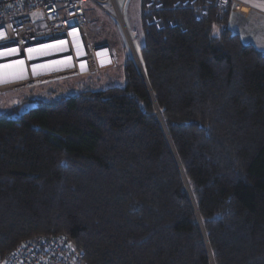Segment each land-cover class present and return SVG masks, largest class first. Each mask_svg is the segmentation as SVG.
I'll list each match as a JSON object with an SVG mask.
<instances>
[{"label": "trees", "instance_id": "obj_1", "mask_svg": "<svg viewBox=\"0 0 264 264\" xmlns=\"http://www.w3.org/2000/svg\"><path fill=\"white\" fill-rule=\"evenodd\" d=\"M228 9L140 0L122 86L0 113V256L40 235L85 264H264V51Z\"/></svg>", "mask_w": 264, "mask_h": 264}, {"label": "built area", "instance_id": "obj_2", "mask_svg": "<svg viewBox=\"0 0 264 264\" xmlns=\"http://www.w3.org/2000/svg\"><path fill=\"white\" fill-rule=\"evenodd\" d=\"M215 1L222 11H226L229 4L236 0ZM87 3L102 8L110 3L113 7L112 12L115 13L117 20L121 21L122 14L117 0H0V62L18 55L22 56L27 48L34 45L66 40L69 42V54L75 52L78 56L76 48L79 52L86 53L87 67L50 77L76 72L88 74L111 65L113 57L109 50L106 61L99 62L96 52L103 46L92 47L87 40L85 27L90 21L86 12ZM36 12L40 14L39 24L32 16ZM73 35L76 39L80 38L82 44L74 45ZM42 79L44 78L38 76L27 84ZM0 264H85V262L82 252L73 248L66 237L38 235L19 243L12 251L1 255Z\"/></svg>", "mask_w": 264, "mask_h": 264}, {"label": "rangeland", "instance_id": "obj_3", "mask_svg": "<svg viewBox=\"0 0 264 264\" xmlns=\"http://www.w3.org/2000/svg\"><path fill=\"white\" fill-rule=\"evenodd\" d=\"M257 2V0H245L246 4L259 8ZM117 5L122 14L121 21L117 20L115 13L112 12L113 7L110 3H107L105 8L87 3L86 9L90 18L85 27L87 40L92 47L108 48L113 57L111 65L88 74L76 72L68 75H56L23 86L2 89L0 90V113L11 111V116L15 117L34 106L39 100L47 101L73 95L86 88L122 86L124 84L123 64L125 58L128 56L138 58V49L143 42V30L140 21V0H117ZM234 14L233 12L229 26L231 31L237 33L235 31L237 30L244 43L254 42L256 47H264L262 29L256 33L248 23L239 22ZM32 16L39 24L40 14L36 12Z\"/></svg>", "mask_w": 264, "mask_h": 264}, {"label": "bare ground", "instance_id": "obj_4", "mask_svg": "<svg viewBox=\"0 0 264 264\" xmlns=\"http://www.w3.org/2000/svg\"><path fill=\"white\" fill-rule=\"evenodd\" d=\"M72 37L74 45L82 44L80 38L76 39L74 35ZM76 51L78 56L75 52L69 54V42L66 40L50 41L29 47L22 56L18 55L0 62V88L23 86L38 76L48 78L66 71L82 70L87 67L86 53L79 52L77 48ZM96 55L99 62H105L109 55L108 49L100 48Z\"/></svg>", "mask_w": 264, "mask_h": 264}, {"label": "crops", "instance_id": "obj_5", "mask_svg": "<svg viewBox=\"0 0 264 264\" xmlns=\"http://www.w3.org/2000/svg\"><path fill=\"white\" fill-rule=\"evenodd\" d=\"M257 1H258L257 5L259 8L246 4L245 0H236L231 2L228 9L229 10L228 25L230 26L231 24V17L233 16V12H234L235 13L234 16L239 20V22L248 23L250 28L255 32L256 31L258 32L259 29H262L261 32L264 35V0H257ZM235 31L240 35V33L237 30ZM246 43L255 45L254 42H246ZM257 48L264 51V47L262 48L257 47Z\"/></svg>", "mask_w": 264, "mask_h": 264}, {"label": "water", "instance_id": "obj_6", "mask_svg": "<svg viewBox=\"0 0 264 264\" xmlns=\"http://www.w3.org/2000/svg\"><path fill=\"white\" fill-rule=\"evenodd\" d=\"M133 58H134L135 62L137 63V65L140 66L138 58L136 56H133Z\"/></svg>", "mask_w": 264, "mask_h": 264}]
</instances>
